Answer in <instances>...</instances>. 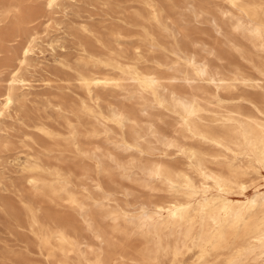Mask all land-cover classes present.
Returning a JSON list of instances; mask_svg holds the SVG:
<instances>
[{
  "label": "rangeland",
  "instance_id": "obj_1",
  "mask_svg": "<svg viewBox=\"0 0 264 264\" xmlns=\"http://www.w3.org/2000/svg\"><path fill=\"white\" fill-rule=\"evenodd\" d=\"M233 14L0 0V264H264V160L233 132L264 128V46Z\"/></svg>",
  "mask_w": 264,
  "mask_h": 264
},
{
  "label": "bare ground",
  "instance_id": "obj_2",
  "mask_svg": "<svg viewBox=\"0 0 264 264\" xmlns=\"http://www.w3.org/2000/svg\"><path fill=\"white\" fill-rule=\"evenodd\" d=\"M57 0H47L48 8L52 7ZM229 4L234 10L233 20L236 28L242 33L247 34L254 40L258 41L262 46H264V7L252 6L249 10L243 9L240 0H228ZM35 42V36L32 37L28 43L24 46L19 54L17 60V67L12 72L11 79L14 80L21 66L26 62L29 53L32 51L33 43ZM11 85H9L10 87ZM11 102L10 89L7 93L3 94L0 102V115L8 107ZM179 105L182 107L183 111L187 112L189 115L196 114L200 106L195 99H180ZM186 125L190 127L191 120L185 118ZM235 136L241 139L246 144L256 148L257 155L264 160V128H257L256 130H249L243 125H239L233 129ZM262 202H264V197H262ZM167 217L172 224L176 223L177 219L182 218L180 209L173 205L167 208ZM147 216H144V220ZM235 219L237 217L235 216ZM259 243V252L256 255V259L264 260V229L256 238Z\"/></svg>",
  "mask_w": 264,
  "mask_h": 264
}]
</instances>
